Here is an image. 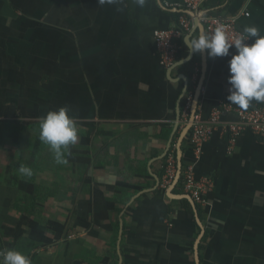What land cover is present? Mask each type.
I'll return each instance as SVG.
<instances>
[{
	"label": "crops",
	"instance_id": "1",
	"mask_svg": "<svg viewBox=\"0 0 264 264\" xmlns=\"http://www.w3.org/2000/svg\"><path fill=\"white\" fill-rule=\"evenodd\" d=\"M183 1L0 0V124L24 128L18 146L0 137V250L15 249L31 264H264V141L245 131L227 154L217 132L195 156L183 134L181 102L195 93L203 53L190 57L184 42L200 33ZM181 11L190 30L169 72L154 32L174 26ZM201 13L264 35V0H205ZM235 51L210 58L206 50L196 109L204 121L220 104L248 111L260 103L240 108L227 100ZM61 107L78 135L67 162L52 160L45 143L31 159L40 118ZM179 144L196 179L213 182L197 250L195 216L161 186L160 158L173 145L177 156ZM32 198L34 215L24 210Z\"/></svg>",
	"mask_w": 264,
	"mask_h": 264
},
{
	"label": "built area",
	"instance_id": "2",
	"mask_svg": "<svg viewBox=\"0 0 264 264\" xmlns=\"http://www.w3.org/2000/svg\"><path fill=\"white\" fill-rule=\"evenodd\" d=\"M205 0H184L182 9L186 12L195 13L198 20L204 27L205 34L211 35L218 28H222L228 42H234L242 33L236 26L233 18L217 17L201 13V5ZM191 20L187 15L178 18L174 26L154 32V40L160 57V64L163 68H170L178 61L180 52L179 40H181L190 30ZM253 41L249 38L247 43ZM231 49H235L230 48ZM198 70H193V80H196ZM194 89L189 90L184 97V105L181 110V117L185 124H190L189 144L195 156H199L203 146L211 139L212 135L219 132L227 138V154H231L236 147L237 140L245 131L253 135L264 138V102L251 110L244 111L234 108L228 104H220L213 108L208 120L204 121L199 115H195L192 122H189L190 110L194 99ZM224 114L233 115L236 121L223 122ZM162 178V188L169 187L177 174L176 146L173 145L167 152ZM182 189L184 194L200 207L208 206L207 194L213 187L210 178L196 179L193 167L187 165L184 171L181 170ZM180 180V179H179Z\"/></svg>",
	"mask_w": 264,
	"mask_h": 264
},
{
	"label": "clouds",
	"instance_id": "3",
	"mask_svg": "<svg viewBox=\"0 0 264 264\" xmlns=\"http://www.w3.org/2000/svg\"><path fill=\"white\" fill-rule=\"evenodd\" d=\"M111 3L112 0H107ZM146 0H136L143 7ZM104 4L105 0H99ZM249 38L253 42L248 44ZM188 49L195 53L207 50L210 58L229 56L230 48L235 53L228 61L229 95L227 100L247 108L253 100L264 102V35L255 26L246 27L234 42H228L223 29L218 28L213 34H200L195 38L184 37ZM39 138L47 144L54 153L58 163H66L65 153L70 145L75 144L78 138L77 128L73 118L68 115V109L61 107L55 111H48L39 121ZM21 175L31 177L29 167L19 168ZM0 264H31V261L15 249L0 250Z\"/></svg>",
	"mask_w": 264,
	"mask_h": 264
},
{
	"label": "trees",
	"instance_id": "4",
	"mask_svg": "<svg viewBox=\"0 0 264 264\" xmlns=\"http://www.w3.org/2000/svg\"><path fill=\"white\" fill-rule=\"evenodd\" d=\"M184 11V10H183ZM181 11L180 13H174L173 16L176 19V22L178 20V18L182 15H185L184 12ZM182 58V54L179 52L178 54V61ZM184 105V99L181 102V110L183 108ZM24 128L22 126H14V125H9V124H0V137L4 136L5 138H7L12 145H16L18 146L22 140V132H23ZM163 140H167L169 137V130L165 129L162 131V134L160 136ZM257 139L259 141H264V138H260L257 137ZM43 142L40 140L39 136L37 137V139L34 142L33 145V150L31 153V159H35L36 156L40 155L41 151L40 148L41 146H43ZM190 145V144H189ZM190 151L192 152L191 146H189ZM52 160H55V157H52ZM165 161L166 158L162 159L161 163H162V172L160 174V179L162 180L163 175H164V167H165ZM39 163V162H38ZM188 164H185L184 162H182V171H184V169L186 168ZM29 180H32V177H29ZM38 190V189H37ZM36 190V191H37ZM175 190L178 194H184L183 189H182V178H180V180L178 181L177 185L175 186ZM35 198L30 199L29 201L26 202V204L24 205V210H26V212H28L30 215H34V212L37 209V206L34 204ZM181 204L183 205L184 209L186 210V212L190 213L191 216H194L193 213V209L191 207V205L189 204V202L187 200H181ZM196 210H197V215L199 220L202 222L203 220V213H202V207H200L199 205H196ZM39 209V208H38ZM206 234L207 232H205V235L203 236L200 245H199V249L202 248L203 244L205 243V239H206Z\"/></svg>",
	"mask_w": 264,
	"mask_h": 264
},
{
	"label": "water",
	"instance_id": "5",
	"mask_svg": "<svg viewBox=\"0 0 264 264\" xmlns=\"http://www.w3.org/2000/svg\"><path fill=\"white\" fill-rule=\"evenodd\" d=\"M187 14L189 16H192L194 19H195V22H196V27L198 28L199 30V33L200 34H204V30H203V26L199 23L197 17L194 15V13L192 12H187ZM192 55V51L190 50V57ZM190 60V58H189ZM189 60H185V62H188ZM206 50L202 53V72H201V78L198 82V85L196 87V90H195V94H194V99H193V102H192V106H191V110H190V116H189V122L191 123L194 116L196 115V109H197V103H198V98H199V95H200V90H201V86H202V83H203V79H204V75H205V65H206ZM174 66H178V65H174ZM173 66V67H174ZM173 67H171L168 71L170 72V70L173 69ZM186 90V89H185ZM185 92V91H184ZM185 93H183L182 97L184 96ZM179 112H180V109H179ZM190 131V124H188L183 132V134H186ZM178 152H177V174H176V177L173 181V183L170 185V187L168 188V190L166 191V194L169 198H173V199H177V200H187L189 202V204L191 205L192 209H193V213H194V216H195V220H196V223L198 224L201 232H200V235L196 241V250H197V246L203 236V233H204V230H203V227H202V224L198 218V215H197V210H196V206H195V203L191 200V198L186 195V194H181V195H174L173 194V190L175 188V186L177 185L179 179H180V175H181V170H182V162H181V152H180V144L177 148ZM166 152L163 154V156H161L160 159H163L165 156H166ZM198 259V257H197Z\"/></svg>",
	"mask_w": 264,
	"mask_h": 264
},
{
	"label": "rangeland",
	"instance_id": "6",
	"mask_svg": "<svg viewBox=\"0 0 264 264\" xmlns=\"http://www.w3.org/2000/svg\"><path fill=\"white\" fill-rule=\"evenodd\" d=\"M33 142V141H32ZM30 148H31V145H30ZM46 150H47V148H46Z\"/></svg>",
	"mask_w": 264,
	"mask_h": 264
}]
</instances>
